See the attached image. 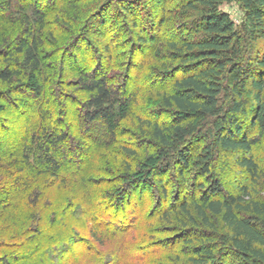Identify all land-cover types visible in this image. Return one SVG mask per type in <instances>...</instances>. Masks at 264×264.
Here are the masks:
<instances>
[{
    "label": "trees",
    "instance_id": "obj_1",
    "mask_svg": "<svg viewBox=\"0 0 264 264\" xmlns=\"http://www.w3.org/2000/svg\"><path fill=\"white\" fill-rule=\"evenodd\" d=\"M231 1L189 0L188 7L202 8L192 30L195 37L178 33L175 40L167 37L168 33L162 34L163 31L161 36L159 34L168 24V11L165 10L155 31L148 36L141 32L143 25L133 12V4L125 1L116 7L120 13L108 12L113 3L108 4L110 2L106 0L95 12L89 8L72 16L64 11L58 13L68 0H58L53 12V7L44 9L34 1L24 5V16L16 24L17 35L0 40V264H56L61 254L77 251L78 245L87 249L75 258V264H123L125 260H137L135 257L124 258L122 245L114 254L107 255L80 233L72 235L74 229L70 227V220L80 221L79 226L87 224L88 214V222H95L104 230L99 231L101 235L97 233L100 229L94 226L89 230L92 239L101 246L105 243L102 238L105 231L111 238L124 239L138 229L144 210L153 203H159L157 209L161 211L157 216L170 220L171 214L177 212L178 216L179 212L192 225L206 227L214 234L218 227L212 218H217L230 234L233 252L247 264H264V229L260 227V219L264 218V200L253 199L246 186H241L238 194L224 191L213 172L217 154L230 151L238 153L237 164L251 178L258 180L260 175L254 155L259 140L252 131H259L264 136V0H240L245 21L239 27L221 11L222 5ZM1 3L9 12L15 6L14 0H0ZM51 14H56L52 21L55 31L61 26L73 31L64 32L66 38L63 42H67L64 46L52 43L50 32L46 33ZM57 15L60 18L57 19ZM148 15L150 22L152 18L150 13ZM145 17L146 14L141 19ZM85 18L88 19L87 34L94 32L99 41L105 42V56L102 58L103 52L93 51L86 40L91 57L99 60L102 66L91 73L79 65L74 66L70 75L67 73L68 64L59 57L64 51L74 49L78 42L84 43L86 38L81 34L83 27L80 28V24ZM6 19L0 17L2 22ZM108 24L121 29V34L113 35V43L100 35L107 30ZM146 29L149 31L150 28ZM128 33L135 38L130 52L126 50L130 43L123 38ZM165 45L171 51H177V56L183 58L186 55L183 58L186 64L198 62V65L195 70L190 69L191 72L173 80L172 90L162 97L164 107L173 112L174 120L167 122L141 117L139 126L134 120L139 114L136 112L133 116L132 113L139 104L138 76L147 69H139L136 75L138 85L130 95L123 96V92L115 88V82L127 80L130 69L136 65L133 59L136 50L146 49L147 57L141 61L145 65L156 57L159 47ZM101 70H104L103 74ZM244 86L247 95L241 88ZM24 87L32 92L21 98L18 95L28 91H23ZM65 89H70L73 97L67 96ZM78 95L81 97L77 98ZM18 102L28 107L29 115L22 127L23 135L7 150L1 144L2 138L12 133L8 118L16 111ZM65 104L79 110L75 117L78 128L74 127L76 120L71 123L67 119ZM129 118L128 123L134 127L138 125L139 131L144 133L147 138L144 143L142 140H135L134 144L118 141L122 132L120 122ZM96 123L99 125L95 138L90 134V125ZM73 127V132H69ZM75 152L79 158L74 162L71 155ZM104 152L107 154L105 162L112 156L111 162L121 161L126 176L121 177L114 170L101 174L98 168L96 174H101V178L86 173L89 159L99 158ZM161 162L178 166L183 186L188 181L189 171L211 177L212 181L208 185L200 181L194 192L180 198L179 204L166 207L163 201L169 200V188L160 180L158 200L142 197L128 212L127 205L131 204L133 196L143 195L141 188L145 184L150 186L153 173H161ZM69 170L74 174L72 180H82L83 174L86 176L83 183L89 181L92 187L99 188L114 186L115 192L104 191L103 200L93 203L89 209L87 198L91 192L85 189L82 194L83 191L74 192L72 186L68 188V179L62 173ZM131 175L140 178L127 181ZM103 176L109 177L104 179ZM59 184L64 190L68 188L67 193L73 196L60 195L55 203L53 196L46 197L45 192L57 189L60 194ZM21 209L27 211L26 218L21 223L14 222L16 217H22ZM97 210L98 215H91ZM181 223H184L183 219ZM110 226L115 230L109 231L107 227ZM186 233L187 237L178 238V242L191 246L193 242L206 243L209 240L203 231L186 230ZM216 248L213 243L206 244L202 248L204 255L196 256L194 249H190L184 256L193 264H211L210 258L215 256ZM91 255L97 257L87 262Z\"/></svg>",
    "mask_w": 264,
    "mask_h": 264
},
{
    "label": "rangeland",
    "instance_id": "obj_2",
    "mask_svg": "<svg viewBox=\"0 0 264 264\" xmlns=\"http://www.w3.org/2000/svg\"><path fill=\"white\" fill-rule=\"evenodd\" d=\"M14 7L11 9V11H7L6 6L2 3L0 4V17L1 18H7L6 22L0 21V40L4 39L5 37L11 38L15 37L17 35V25L18 21H20L23 16V7L27 3H31L32 1L39 3L38 7H44L46 8H52V12L54 10V3L53 0H14ZM52 4H49L51 3ZM66 2L63 6L60 7L59 12L64 11L67 12L68 15H71L75 12H86L87 9L91 8L92 11L95 12L96 9H98L100 6L103 5V3L106 0H94L89 2V0H82V1H76L69 3ZM113 6L109 8L108 12H111L114 10V12L120 13V9L116 8L118 7V4H122V2H128L129 4L132 3L133 12L135 13L136 17H138L141 20V24L143 25L142 31L143 35H151L154 32V28L156 29V24H158V20L162 15V12H167V20L168 24L165 25L164 29L159 32L160 36L162 34L168 33L167 37L177 38L179 37L178 33H183L182 35H185L186 37H195V34L192 33V30L194 28V23L199 19L200 15V6L199 9H193L191 7H188V1L189 0H108ZM32 4V3H31ZM49 4V5H48ZM47 5V6H46ZM46 6V7H45ZM202 9V8H201ZM221 11L228 14L230 19L234 21L236 26H241L242 23L245 21V14L243 10L240 7V0H233L228 3H224L221 7ZM90 12V11H89ZM146 12V13H145ZM152 18V21H148L149 14ZM146 14V19H141L142 16ZM56 14H51L48 17V20L50 23L46 26V33L50 32V38L52 43L57 44L59 46H64L66 43H64V39L66 38V35L64 32H73L71 30H64L62 26L59 28L60 30L54 29L52 26V21L55 20ZM107 15V14H106ZM57 19L60 18L59 15L56 16ZM148 17V18H147ZM83 18V17H81ZM84 20V21H83ZM83 23L80 24V28L83 27L81 30V34L83 35L84 43L81 41L77 43L74 49L67 52L64 51L59 58H63V60L68 64L67 73L70 75L72 74V70L74 66L79 65V68L87 69L88 73L93 72V69H96L100 65L99 60H93L91 57V53L89 51V47L93 48V51H99L103 52V49L105 47L103 40H98L99 36L98 34L91 32L87 34V24L88 19H83ZM96 20V19H95ZM95 20H93V24L95 23ZM122 20V19H121ZM16 21V22H12ZM125 23V20L123 19V24ZM150 23V24H149ZM92 24V25H93ZM84 25V26H83ZM123 26V25H121ZM153 26V27H152ZM146 27H149V31H146ZM154 30V31H153ZM61 34H60V32ZM145 31V32H144ZM121 29L118 27L111 26L108 24V28L104 33H100V35L106 36L109 43H113L115 38L113 37L114 34L118 35L121 34ZM80 34V35H81ZM102 38V37H101ZM123 38H126L127 44L130 43L126 50L129 49L130 52V46L133 47L132 40L135 39L133 36L125 35ZM88 41V46L85 45V41ZM175 40V39H174ZM125 41V39L123 40ZM63 42V43H62ZM70 42V41H69ZM87 42V43H88ZM125 42V43H126ZM1 45V44H0ZM116 45V44H115ZM129 47V48H128ZM70 49V48H69ZM68 49V50H69ZM104 51H106L104 49ZM128 52V51H127ZM145 50L139 49L136 50V56H134L135 66L130 69L129 75L127 80L125 82L123 80H114L115 82V88H117L118 91L121 93L123 92V96L130 95L131 92L137 87L138 82L136 81L137 74L139 69L141 67H144L147 69L145 72L142 73V75L139 77V104L134 107L133 116L134 113H138L139 115L134 117V120L138 122L139 126H141V120H139L141 117L143 119H161L164 121H172L174 120L172 116V111L165 108L162 103V97L164 94L172 90V83L173 80H175L177 77H179L182 74H187L193 70H195V67L198 65V62H190L189 64L185 63V60H183L184 57L177 56V51H171L167 48V46H161L159 47V51L156 54V57L151 60L149 63H146L143 65L141 61H143L145 57ZM93 53V52H92ZM102 54V53H101ZM105 53L103 52L102 58H104ZM176 55V56H174ZM100 57V56H99ZM75 59V60H73ZM77 63V65H76ZM169 66V67H167ZM102 69V68H101ZM191 69V71H190ZM102 74L104 73V70H101ZM113 82V83H114ZM124 84H126L124 86ZM243 85L247 86L246 81H243ZM242 85V86H243ZM19 85H16L18 87ZM241 87L243 89V92L245 95H247V88ZM23 94L21 93L20 96L23 98V95H27V93L31 94V90L27 88H23ZM70 89H65V93H67V96L73 97V93ZM84 95V94H83ZM14 97H17V95H14ZM81 96L78 95L77 98H80ZM25 99V98H24ZM27 99V98H26ZM29 102V100H28ZM27 102H25L26 104ZM31 101L29 102V104ZM65 113L67 115V119L69 122L73 123V121L76 120L75 128H78V120L75 118L77 111V107L73 105H66L65 104ZM29 109L26 108L21 102H18L16 106V111H13L10 113L8 118V123L11 126L12 133L6 135V137L3 136L1 143L3 147H7L8 150L9 147H13L17 144L18 138L23 135V124L25 122V118L29 115ZM138 118V119H137ZM122 120L120 122V131L119 133L120 137L118 141H122L123 143H130L134 144L136 141H141L144 143V140L147 138L145 137L144 133L142 131H139L138 125L136 127L130 125L128 121L130 120ZM137 119V120H136ZM132 120V121H134ZM82 123V122H80ZM79 123V124H80ZM74 125V124H73ZM99 123L90 125V134L96 138V127H98ZM73 128L69 130V132H73ZM101 131V130H100ZM106 133V132H104ZM252 135L258 139L259 144H257L254 148V155L255 158L259 164L260 168V175L257 177L258 180L251 178L248 173L243 170L239 165L237 164L238 159V153L236 152H230V151H221L217 154V157L214 161L213 166V172L217 178H219L222 188L226 192L238 194L240 191L241 186H246L249 189V192L251 194V197L253 199L257 200H264V136L256 130L252 131ZM139 137V138H138ZM133 138V139H131ZM192 144V143H191ZM144 147H148V145L145 143ZM103 155V156H102ZM99 158H90L89 162L86 165V168H88L87 174H94V177H100L101 174H103L105 171L114 170L120 173V176H126L127 173L122 171V164L119 160L117 163L114 161L111 162V158L114 159V156L110 158L107 162H105L107 154L104 152ZM79 158V155L77 152H75V155H71V159L75 162ZM169 163V162H168ZM166 162H161V173L156 171L151 176L152 183L145 184L146 186L141 188V191L143 192L141 194H135L132 198L131 204L129 203L127 205L128 212L131 211L133 208V203H138L142 197L149 198L153 197L154 200H158L156 195L157 190H159L161 184L159 181L162 180L165 182V184L169 188V200L163 201L166 205V207L169 206H175L176 204L180 203V198L186 197L189 195V193L194 192L196 189L198 183L206 182L207 185L211 183L212 178L211 177H204L199 172L191 173L190 171L188 174L190 175L188 178V181L183 186V181L179 178L178 172H177V165L169 166V164ZM101 170V174H96V169ZM83 173V172H82ZM85 173V174H86ZM64 176L67 177L69 183L68 188L72 186L74 189V192H82L84 194L87 189L91 192L90 197L87 198V207L89 206V209L91 208L92 204L97 201H102L105 197V192H115L114 186H103V188L99 187H92V183L87 181L86 183H83V180L86 179L85 175L81 174L84 178L77 182V180H72L71 178L74 176L72 171H66L62 173ZM133 175V174H132ZM130 176V178L127 181H135L139 180L140 177L136 176ZM160 175V176H157ZM88 176V175H87ZM109 176H103L104 179H107ZM46 178V177H45ZM144 179L141 177V180ZM74 181V182H71ZM58 184V183H57ZM60 185V184H59ZM153 185V186H152ZM61 186L60 194L59 191L56 190H47L45 192V196L52 197V200L56 203V200L59 199V196L61 197H67L71 198L73 194L69 195L70 192L67 193V190L63 188V185ZM154 187V188H153ZM64 193V194H63ZM78 194V193H76ZM179 195V196H178ZM44 196V197H45ZM201 196V194H200ZM45 197V198H46ZM178 197V198H176ZM65 199V198H64ZM130 202V201H129ZM63 203V202H62ZM159 204V203H158ZM157 203H153L152 205L148 206L141 216L140 225L138 229L130 232V235L124 239L122 238H111L108 236V234L103 233L102 238L105 240L104 244L98 245L96 241H94L89 234V230L91 228L96 227L97 233L99 235V231H104L102 228H99V225L95 222H88V214H87V224L83 223L79 226L80 221H76L74 219L70 220V227H72L73 232L72 235H75L74 232H78L81 234L82 237H85V239L93 246L97 247L99 250L104 251L109 254H114L115 250L120 249V245H122L123 249L122 256L125 257H135L137 260H125L123 261V264H193L188 258H186L185 252H188L190 249H194V253L196 256L204 255L202 253V248L206 244H212L215 245L217 250H215V256H212L210 258L211 264H217L216 262L223 263V264H247L243 261L242 257L239 254H236L233 252V249L230 245V234L227 232V230L224 227V224L218 220L217 218L213 217L212 220L216 223V226L218 227V230H214L216 234L211 232L206 227L203 226H194L191 224L190 220L187 219V217L183 216V214H179L177 216V212L174 214H171L170 220L164 219L162 216H157L159 214V208ZM140 208V207H139ZM22 217H16L14 222L21 223L22 220H24L27 216V211L25 209H21ZM90 214V213H89ZM93 214H99V210L93 211L91 215ZM19 215V214H16ZM143 217V218H142ZM84 219V217H82ZM183 219L184 223H181V220ZM260 227L264 229V218L260 219ZM14 224V223H13ZM16 224V223H15ZM79 226V227H78ZM94 226V227H93ZM12 228V227H11ZM104 228V227H103ZM105 229V228H104ZM109 231H114L115 228L107 227ZM186 230L188 231H194V233L198 231H203L207 236H209V240H206L207 242H193V245H187L184 242H178L179 239L184 238V236L187 237ZM72 231V230H71ZM108 231V230H107ZM229 236V237H228ZM207 239V238H206ZM229 241V243H228ZM45 248H48V245L45 246ZM75 250H69L66 253H63L59 256V258L56 261V264H75L76 257L80 255L83 251H86L87 247L84 245H78V247L75 248ZM196 250V251H195ZM264 250V247H263ZM88 253V251H87ZM97 256L91 255L87 259V262H89L91 259L96 258ZM45 264V263H44Z\"/></svg>",
    "mask_w": 264,
    "mask_h": 264
}]
</instances>
